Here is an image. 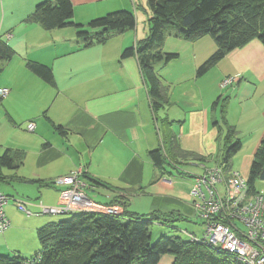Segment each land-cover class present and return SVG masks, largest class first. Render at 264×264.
Listing matches in <instances>:
<instances>
[{
    "label": "crops",
    "instance_id": "obj_1",
    "mask_svg": "<svg viewBox=\"0 0 264 264\" xmlns=\"http://www.w3.org/2000/svg\"><path fill=\"white\" fill-rule=\"evenodd\" d=\"M42 1L46 0H0V39L14 52L9 61L0 63V89L9 90L0 98V157L5 152L22 156L18 167H0V185L17 181L32 187L26 194L0 191L26 200L29 212L19 211L10 201L5 206L10 223L2 234L6 244L21 230L36 234L59 219L48 217L52 214L43 213L41 206H56L59 187L52 182L77 168L84 172L85 194L95 203H111L138 216L172 214L185 222L196 216L189 195L192 178L174 165L220 166L232 128L240 149L231 160V172L249 171L264 137V46L258 39L232 50L198 75V67L217 50L214 40L202 36L185 41L167 31L162 51L177 58L155 65L167 100L154 111L136 57H121L137 42L139 17L134 32L83 48L73 26L45 30L27 21ZM70 2L76 24L122 8L121 3L109 5L107 0ZM147 34L146 26L138 39ZM29 63L46 66L52 81L33 73ZM229 76L238 81L222 87ZM29 123L35 124L33 132L27 130ZM159 149L163 163L156 165L149 154ZM98 197L100 201L94 200ZM15 210L26 218L16 220ZM154 223L178 227L174 222ZM186 230L188 237L195 235ZM6 246L0 245V255L17 252L29 258L37 251ZM173 262V256L165 254L157 264Z\"/></svg>",
    "mask_w": 264,
    "mask_h": 264
},
{
    "label": "trees",
    "instance_id": "obj_2",
    "mask_svg": "<svg viewBox=\"0 0 264 264\" xmlns=\"http://www.w3.org/2000/svg\"><path fill=\"white\" fill-rule=\"evenodd\" d=\"M146 5L151 13L147 19V37L124 49L121 57H136L154 111L159 110L167 100L155 65L160 62L167 64L177 58L175 53L162 51L167 31L185 41H194L202 36L214 40L217 50L198 67V75L207 72L227 53L253 38L264 46V0H146ZM27 21L37 23L45 30L73 26L76 39L83 48L102 45L111 37L136 28V18L128 10L110 12L86 24H76L70 0L42 1L35 6ZM170 26L174 29L169 30ZM13 55V50L0 39V63L9 61ZM27 66L47 83L52 81V74L46 66L36 63ZM60 129L56 127V130ZM225 142L219 165L228 175L231 160L240 149V142L232 128ZM149 155L156 165L163 163L161 149ZM21 158L19 154L15 157L5 152L0 157V167H18ZM263 169L264 137L249 169L247 184L251 191ZM90 182L96 183L94 180ZM111 205L116 206L111 203L108 206ZM172 218V214L138 216L126 210L119 214L71 213L65 219L37 229L39 248L33 256L24 258L17 252L0 255V264H24L38 257L41 258L40 264H157L165 254L173 256V264H241L228 253L190 239L184 240L173 233H162L151 242L150 226L154 222H175V217ZM175 230L172 228V231Z\"/></svg>",
    "mask_w": 264,
    "mask_h": 264
},
{
    "label": "built area",
    "instance_id": "obj_3",
    "mask_svg": "<svg viewBox=\"0 0 264 264\" xmlns=\"http://www.w3.org/2000/svg\"><path fill=\"white\" fill-rule=\"evenodd\" d=\"M238 77H226L222 87L234 84ZM8 89H0V98L7 97ZM35 124L29 123L27 130L34 131ZM181 174L192 178L190 197L196 217L201 219L202 235H189L193 242L202 243L232 255L241 264H264V193L250 190L247 180L239 172L224 173L222 166L208 168L198 164L200 174H191L179 164L173 166ZM82 168H77L52 183L59 187L56 206L42 207V212L52 215H69L79 211L119 214L115 206H101L85 194L86 184ZM10 198L0 192V234L9 228L4 208ZM26 201H14L22 212ZM41 258H34L24 264H40Z\"/></svg>",
    "mask_w": 264,
    "mask_h": 264
},
{
    "label": "rangeland",
    "instance_id": "obj_4",
    "mask_svg": "<svg viewBox=\"0 0 264 264\" xmlns=\"http://www.w3.org/2000/svg\"><path fill=\"white\" fill-rule=\"evenodd\" d=\"M107 1H109V5H112V3H116V4L121 3V6H122L121 10L131 11V13L135 16L136 21H137V17H139L138 18L139 23L137 25L138 33H137V37L135 38H137L136 41L142 40V39H138V37H142L144 29L147 26V19L149 18L151 14L146 5V0H118V1L117 0H107ZM99 4H101V2H95L96 6H98ZM168 29L172 30L174 29V27L170 26L168 27ZM236 168L238 170V166H236ZM184 170L191 174L201 173V169H198V166L193 165V164L191 166H186ZM248 175H249V171L247 173H243L242 177L248 180ZM0 187H1L0 191L10 190L14 195H18L16 191L19 194L30 193L28 188H32L28 185H24L23 183H20L17 181H11L9 185L1 184ZM252 189H253V192L255 193L263 194L264 193V181L260 180L259 178L256 179L252 185ZM14 200L20 201L18 198H15V199L10 198V202L13 204H14ZM94 200L100 201L99 197L97 199L95 198ZM23 201L25 202L26 200L23 199ZM15 214H16V220H18L19 222L23 221L24 220L23 218H26V215L23 214L22 212H19L18 210H15ZM48 217L65 219L68 217V215H48ZM174 226L175 227L178 226L176 227L177 230H175V232L172 231L171 228H165L161 225H157L156 223L152 224L150 226L151 242L155 241L160 236L161 233H169V234L173 233L175 235H178L182 239L187 240L189 239V237H188V234L184 231V229L186 228L191 230L195 234L196 237H200L202 235L201 219L196 216L192 217V220L190 222L176 221L174 222ZM189 230H186V231H189ZM2 244L3 246L7 245L10 247H13L12 249H17L18 247H24L29 250H32V249L38 250L39 248V243H38L35 232L29 229L21 230L19 232L18 237H16L15 235H12L11 237H9L8 244H6V242L3 241V235L0 234V245Z\"/></svg>",
    "mask_w": 264,
    "mask_h": 264
},
{
    "label": "water",
    "instance_id": "obj_5",
    "mask_svg": "<svg viewBox=\"0 0 264 264\" xmlns=\"http://www.w3.org/2000/svg\"><path fill=\"white\" fill-rule=\"evenodd\" d=\"M259 179L264 181V169L261 171Z\"/></svg>",
    "mask_w": 264,
    "mask_h": 264
}]
</instances>
